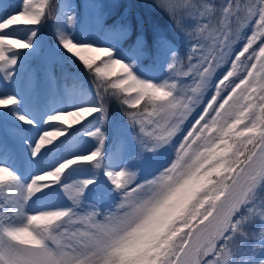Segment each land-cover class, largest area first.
Masks as SVG:
<instances>
[{"label":"snow or ice","instance_id":"obj_1","mask_svg":"<svg viewBox=\"0 0 264 264\" xmlns=\"http://www.w3.org/2000/svg\"><path fill=\"white\" fill-rule=\"evenodd\" d=\"M154 6L186 54L142 19L77 38L71 0H0V264H264V0ZM49 21L41 91L17 77Z\"/></svg>","mask_w":264,"mask_h":264},{"label":"trees","instance_id":"obj_2","mask_svg":"<svg viewBox=\"0 0 264 264\" xmlns=\"http://www.w3.org/2000/svg\"><path fill=\"white\" fill-rule=\"evenodd\" d=\"M18 0H10L11 3L15 4ZM93 1V0H92ZM97 1V0H94ZM93 1V2H94ZM55 3H60L61 0H54ZM78 3V8L75 5ZM73 8H75L78 13H80V24L75 30L76 35L81 36L82 29L87 30L91 25L86 17V4L82 2L79 4V0L73 2ZM108 14H101L98 16V22L93 26L92 30L98 38H102L104 32L110 27L114 21L120 19H128L135 22L136 20H143L145 26L149 31L153 27L158 28L159 30L167 32L172 36L178 43L181 55L185 53L181 50L180 38L178 32L172 26V22L169 17L158 7L154 6V0H116L112 3ZM96 16V14H95ZM54 27L49 21L41 30V54L29 56L27 59L31 63L37 60L41 56H47V54L55 48V41L53 38ZM129 41H123L120 44V47L127 48ZM26 59V60H27ZM56 69H59L60 72H81L82 70L77 67L72 61H62L60 65L56 66ZM113 116L121 118L119 114V108L114 107ZM257 226H253L255 229ZM249 246L253 245V241H248ZM247 251V250H246ZM259 253H257V256Z\"/></svg>","mask_w":264,"mask_h":264},{"label":"rangeland","instance_id":"obj_3","mask_svg":"<svg viewBox=\"0 0 264 264\" xmlns=\"http://www.w3.org/2000/svg\"><path fill=\"white\" fill-rule=\"evenodd\" d=\"M85 2H86V5L89 4V3L95 4L91 0H85ZM97 2H98V4H95L97 7L92 8V9L88 8L93 17H94V13L97 11L98 8L102 12L106 13L107 12V6L111 7V5L113 3L112 0H98ZM214 2L218 4V3L221 2V0H214ZM185 26L189 27V28L193 27L194 26V21H192V20H190L188 18H185ZM88 35L94 37V35L91 34V33H89ZM179 35H180V38H181V41H182V44H183V48L187 52L188 42H187V40H186V38H185L183 33H179ZM238 46L239 45H237V47ZM41 63H42V65L40 67H38ZM27 65H25L26 68H27ZM46 68H47V64H46V61H45V58H44V60L38 61L36 67H33L31 70H28V71H26L23 74L20 73V75L17 77V79H18V81L21 82V84H23L26 80L31 79L33 84H34V86L38 90L42 91L46 87V83H45ZM28 69H30V68H28ZM57 84L60 87L68 86V85H66L64 83V78L63 77H61L60 79L57 80ZM114 118H115V116H114ZM163 162H164L163 160H160L158 163H163ZM144 167H145V171H144L143 175H147L148 172L152 170V168H150L148 166H144ZM101 180H102V183H103V177L101 178ZM92 198L93 197H91V196L89 197V199H92ZM248 246H249V244L247 243V245L245 246V251L247 250Z\"/></svg>","mask_w":264,"mask_h":264}]
</instances>
